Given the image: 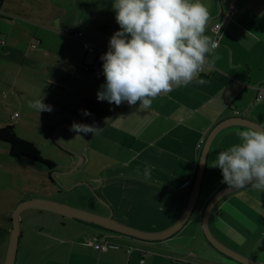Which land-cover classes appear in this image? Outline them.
<instances>
[{
    "label": "crops",
    "instance_id": "0c3cea01",
    "mask_svg": "<svg viewBox=\"0 0 264 264\" xmlns=\"http://www.w3.org/2000/svg\"><path fill=\"white\" fill-rule=\"evenodd\" d=\"M113 2L4 0L0 87L23 96L31 118L68 116L41 123L54 132L58 141L54 142L69 156L66 163L82 170L81 180L75 181L90 185L89 195L95 199L90 197L89 202L132 229L159 233L173 227L184 213L212 129L232 117L264 123V0H201L210 13L205 35L219 42L208 59H219L197 77L206 84L197 85L194 80L174 86L157 96L148 110L139 108V103L116 106L97 101L96 94L105 83L102 70L96 69L94 56H84L82 41L72 35L81 32L83 40L108 47L111 36L120 31ZM216 23L220 24L217 36L211 31ZM38 99L52 110L38 113L30 108L29 102ZM13 115L11 121L20 116L13 119ZM73 123L102 130L94 135L76 133L71 130ZM6 124L15 129V124ZM248 128L252 127L228 124L214 136L197 203L185 224L169 238L143 242L113 233L120 236L122 245L134 244L131 253L124 246L98 251L84 240L88 232L104 233L98 225L60 216L51 231L47 223H26L21 229L20 218L15 264L19 254L30 261L27 264H239L207 243L202 217L210 199L228 187L222 183L220 169L212 167L213 161L219 152L239 144L236 132ZM78 135L82 139L75 138ZM42 170L48 179L49 171ZM48 181L56 185L53 179ZM31 212L56 215L38 208ZM30 215L29 211L25 219ZM225 221L230 226L227 240L220 236ZM4 227L2 233L11 237V220ZM208 228L228 248L264 264V192L248 185L220 197L211 206ZM140 251L147 252L143 258Z\"/></svg>",
    "mask_w": 264,
    "mask_h": 264
},
{
    "label": "clouds",
    "instance_id": "9594fccd",
    "mask_svg": "<svg viewBox=\"0 0 264 264\" xmlns=\"http://www.w3.org/2000/svg\"><path fill=\"white\" fill-rule=\"evenodd\" d=\"M112 8L120 31L111 36L108 51L100 57L105 83L97 101L116 106L139 103V108L148 110L157 96L174 86L194 80L201 86L207 83L197 77L219 57L208 59L218 44L205 35L210 13L201 0H114ZM29 107L38 113L52 110L42 99L30 101ZM71 130L94 135L102 129L73 123ZM236 135L241 142L219 152L212 167L220 169L222 183L230 189L250 185L264 192V123ZM150 171L149 165L146 178Z\"/></svg>",
    "mask_w": 264,
    "mask_h": 264
},
{
    "label": "rangeland",
    "instance_id": "374dc122",
    "mask_svg": "<svg viewBox=\"0 0 264 264\" xmlns=\"http://www.w3.org/2000/svg\"><path fill=\"white\" fill-rule=\"evenodd\" d=\"M83 53L86 57L84 51ZM23 76L24 75L22 74L20 76V79L24 78ZM7 79L8 77L6 76V80ZM1 84L4 85V83L2 82ZM18 95L16 92H12L11 89L9 90L8 87H0V126L5 125V123L15 124V131L20 138L36 144L42 156L52 158V161L55 163L56 168L51 173V176L53 177L54 183L56 185L51 184L48 181L47 177L43 175L42 169H46L43 165L35 162L32 163V161L26 159H16L10 157L6 145L0 143V216H11L15 208L21 202L30 199V197L32 196H35L37 198H48L50 200H55L58 203L66 204L76 209L95 213L101 216H106L105 214H103V210L96 207L97 204H92L89 202L90 197L91 199H95L92 198L94 196L89 195L90 185L88 183L81 184L75 181L76 178L81 180L82 170H74V168L69 163H66V161L69 159V156L63 153V151L61 150L62 148L54 142V140H56L54 132L51 129H48V125H44V123H51L52 119L59 121L69 119L68 116L63 115L61 119H58L49 116L41 118L40 115H35V118H31L26 111V108H28L27 103L23 101V96ZM14 112H17L20 116L17 119H14V121H11L12 119L10 117ZM53 125H55L56 128L59 127L58 123H54ZM74 186L76 187L72 188ZM94 194L96 199L104 202L99 194ZM27 209H23L20 213L21 229L26 226V223H34L37 225H43L47 223V229L48 231H51L53 230L54 224H56L55 218L61 216L59 214L53 216H49V214H47V216H44L43 214L32 215L31 211L33 208ZM29 211L31 215L28 217V219H25L26 215H29ZM8 222L9 221L7 220H1L0 227L6 228L4 227V223ZM225 223V225H222L221 234H219L222 239L227 240V238L225 237V233L228 234L230 232L228 229L230 226H227L229 224L226 221ZM86 234L88 235L87 237H90L93 234L104 233L94 230ZM202 234L204 235L207 243L215 248L208 240L204 230H202ZM106 236L111 240H115L116 242H118V239L120 237L114 236L113 233ZM130 240L132 241V239ZM9 241L10 234H7L6 232L0 234V264H5ZM23 242L24 238L22 240V243ZM219 242L222 243L221 241ZM118 243L121 245L120 248L123 246L125 247V251L127 247H130L122 245L120 242ZM133 245L134 244L131 243L132 247H134ZM18 258L19 260L17 264H27V262H30L28 259L23 258L21 254H19Z\"/></svg>",
    "mask_w": 264,
    "mask_h": 264
},
{
    "label": "water",
    "instance_id": "95a60500",
    "mask_svg": "<svg viewBox=\"0 0 264 264\" xmlns=\"http://www.w3.org/2000/svg\"><path fill=\"white\" fill-rule=\"evenodd\" d=\"M228 124H240V125H248L250 127H253V124H256L253 121L246 120L242 117H232L229 119H226L219 124H217L212 131L209 133L205 144L202 149V153L200 156V163L198 172L195 178V182L193 185L192 195L191 199L180 217V219L177 221V223L171 227L170 229L159 232V233H149L144 231H139L136 229H132L122 223H119L118 221L114 220L112 216H101L95 213H90L87 211H83L80 209H76L74 207L68 206L66 204L58 203L55 200L45 199V198H31L26 201L21 202L14 210L12 216H11V222H12V229H11V237L9 241L7 256L5 260V264H15L16 260V253L19 243V236H20V213L23 209L27 208H40L48 211H52L54 213L61 214L66 217H70L73 219H77L83 222L92 223L95 225H98L104 229H107L112 232H116L118 234L127 236L129 238H133L140 241H159L169 238L170 236L174 235L187 221L188 217L192 213L199 195L200 185L203 177V173L205 170V164H206V157L207 152L209 150V146L214 138V136L217 134V132L224 126ZM237 189H230L229 187L221 190L220 192L216 193L210 201L207 203L202 217V230H204L208 240L211 242V244L222 254L225 256L233 259L239 264H260L255 261H252L251 259L243 256L242 254L228 248L227 246L220 243L210 232L208 228V218L211 210L212 204L219 199L220 197L230 193L234 192Z\"/></svg>",
    "mask_w": 264,
    "mask_h": 264
},
{
    "label": "trees",
    "instance_id": "16d2710c",
    "mask_svg": "<svg viewBox=\"0 0 264 264\" xmlns=\"http://www.w3.org/2000/svg\"><path fill=\"white\" fill-rule=\"evenodd\" d=\"M3 2H4V0H0V8H1V5L3 4ZM97 59L98 58L95 57V60H97ZM0 142H3V143L8 145V154L10 155V157L16 158V159L17 158L18 159H20V158L26 159V160L32 161V163L35 162V163H39V164L43 165L49 171L48 179H50V181H52L53 177L51 176V173L53 172V170L55 168L54 163H52L48 159L43 158V156L41 155V152H40V150L36 144L20 138L17 135L13 125L6 124V125L0 127ZM38 209H40V208H38ZM42 210H44V209H42ZM56 214H58V213H56ZM59 215H61V214H59ZM61 216H63V215H61ZM63 217H65V216H63ZM1 220L10 221L11 219H10V217L0 216V221ZM84 223H86V222H84ZM91 225H94V224H91ZM97 228H100L101 230H103L104 234H106V235L114 233V232H111L107 229H104V228L102 229V227H97ZM3 231H6V229L3 227H0V233H2ZM133 240H136V239H133Z\"/></svg>",
    "mask_w": 264,
    "mask_h": 264
},
{
    "label": "built area",
    "instance_id": "2783aa9c",
    "mask_svg": "<svg viewBox=\"0 0 264 264\" xmlns=\"http://www.w3.org/2000/svg\"><path fill=\"white\" fill-rule=\"evenodd\" d=\"M220 30V24L216 23L212 26L211 31L217 36ZM73 37L80 39L82 41V48L86 55H92L94 57H97L98 59L96 62V69L102 70V64L103 61L100 59L102 55H104L108 51V47H102L99 45H94L92 43H89L82 39V33L81 32H75L72 34ZM215 40V39H214ZM217 44L219 43L218 40H215ZM262 95L259 94L257 98H261ZM18 116V113H15L13 115V119ZM84 240L87 244L91 245L98 251H106L108 249H118L120 248V244L116 242L115 240L109 239L105 234H93L90 237H84ZM127 253H130L132 251V247H127L126 249ZM147 252L140 251V255L143 258L146 255Z\"/></svg>",
    "mask_w": 264,
    "mask_h": 264
}]
</instances>
